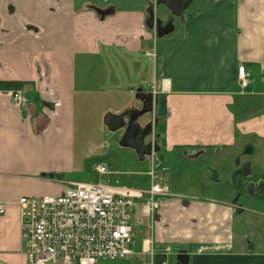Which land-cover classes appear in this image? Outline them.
Instances as JSON below:
<instances>
[{
	"label": "crops",
	"instance_id": "crops-1",
	"mask_svg": "<svg viewBox=\"0 0 264 264\" xmlns=\"http://www.w3.org/2000/svg\"><path fill=\"white\" fill-rule=\"evenodd\" d=\"M152 1L122 10L110 0H0V91L5 83L19 82L28 99L17 107L0 94V202L7 206L0 217V264H29L16 204L21 197L58 195L72 183H88L80 170L72 169L74 133L94 93L114 98L128 88L136 102L110 112L121 114L134 104L138 106L133 108L141 107L139 88L154 93L153 84L161 86L166 79L169 88L157 89L152 113L157 121L158 99L163 96L167 115L160 151L173 156L185 152L192 160L221 151L214 168H236L235 159L245 148L254 157L264 154V0L191 4L181 28L176 30L174 24V31L162 38L147 27ZM96 9L110 14L101 19ZM150 41L152 48L144 50ZM102 46H124L132 54L139 51L151 58L153 83L147 91L142 86L123 87L134 82L128 70L124 81L117 72L103 70ZM131 63L138 74L142 64L133 58ZM239 66L250 73L246 89L238 85ZM157 157L158 152L150 156L152 165L169 171L167 165L157 166ZM112 174L109 170L108 176ZM106 184L119 183L114 177ZM200 184H205L202 178ZM202 185H164L169 193L155 221L139 217L156 228L142 241L134 233L135 255L144 257L139 262H148L142 247L149 241L167 263L172 254L177 259L179 252H187L188 264H264V247L254 241L251 247L236 246L232 201H211L199 192ZM203 253L213 254L202 257Z\"/></svg>",
	"mask_w": 264,
	"mask_h": 264
},
{
	"label": "rangeland",
	"instance_id": "rangeland-1",
	"mask_svg": "<svg viewBox=\"0 0 264 264\" xmlns=\"http://www.w3.org/2000/svg\"><path fill=\"white\" fill-rule=\"evenodd\" d=\"M110 1L115 2L117 6H121L122 10H132L135 7H140V3L144 0ZM211 3V0H194L192 6L198 5L199 7H205L206 4L211 5ZM150 10L151 12L148 13L147 16V27L152 32H156V20H160L162 23H166L168 20H171V23L175 24L176 30L181 28L182 19L173 17L172 13L164 5H158L156 0L151 2ZM152 46L153 44L150 41L145 45L144 50L151 49ZM100 54L103 65L102 69L107 72H117L120 81H124V76L126 78L127 74L126 71H129L131 79L134 82L130 85L123 84V87H134L137 89L139 86H142L147 91L153 83V60L146 57L142 52L137 51L135 54H132L124 46H116L112 48L102 46L100 47ZM131 58L139 64H142V68L138 70V74L136 73V67L131 63ZM125 63L129 64L128 68L125 67ZM145 72L146 76L142 78V75ZM154 87H156V89L160 88L159 83L156 85L153 84L150 91H154ZM134 100L135 95H130L128 93V88L127 90L124 89L123 94L117 96L115 95L114 98H111L109 95L106 96L103 93L100 94V92L94 93L88 97V102L84 106V114L82 117L77 119V130L75 129L74 133L75 141L73 164L75 166L73 167L75 168L72 169L73 171L80 170V174L83 175V180L92 183H106L108 182V179L115 177L119 185H125L135 189H146L150 187L151 177L146 174L147 172H150L153 167L150 157H147L145 161H139L134 150L130 148H123L120 145V140L124 134V130L113 133L109 131L108 127L104 123V118L107 113L114 112L115 110L119 111V109H121L120 106L122 107V105L127 104L128 101L129 104H131ZM135 106L138 105L134 104L130 106L131 109L126 108L124 112L141 108H133ZM153 114H148L143 118V123L146 121L154 124V133L151 135L150 140L146 142H155V137L157 135L156 128L158 120L156 121L153 118ZM162 143H158V145L162 147ZM220 152L221 151H213L212 154L214 155L212 156L206 155V157H198L196 160H192L185 157V152L182 154L176 153L178 156H173L165 154L163 150L159 151L158 154L160 157H157V166L167 165L170 167V170L161 172L159 175L161 180L158 181L163 185L182 184L187 186L190 184H199L201 186L202 184H200V178H202L205 184L201 187L203 190H199V192L211 201L216 203H226L228 205H230L232 200L236 199L232 198V194L237 193L238 196H240V201L238 206L234 208L235 220L233 222V231L237 236L236 246L239 247L240 244L246 246L249 238L253 244L255 242L258 247L262 248L264 247V197L262 200L256 199V201L254 197L252 198L249 194L243 192L239 186L241 182L243 186H245L248 181L254 180L255 176L250 179L239 177L237 178V181H234L229 176L231 171L236 168H230L229 164H223L214 168V161H217L220 158ZM252 155V152H250L249 149L246 150L245 148L238 158L241 160V163L248 162L252 168H261V176L264 177L263 152L256 157ZM230 159H232V157ZM101 163L108 164V169L113 172L111 176L100 175L97 173L96 167ZM188 166L191 168H187ZM156 170H159V168H156ZM255 170L256 169H254V171ZM214 173L220 176L218 181L214 180ZM52 195L55 194L52 193ZM234 202L235 201H232V204ZM239 208H245L246 210L244 213H241L238 211ZM250 210L260 212L263 216H255L254 214L249 213ZM139 217V213L136 212L133 219V223L135 224L134 233L137 241H142L144 238L152 237L154 232L156 233V228L155 225L152 228V223L149 219L139 220ZM184 248H186V246L181 247V249ZM262 250L264 249L262 248ZM208 254L213 253H203L202 257H205ZM140 258H142V260L144 259L141 255H135L123 260L103 261L102 264H134L140 263ZM148 260L149 257L147 256V261ZM176 260L175 255L172 254V256L169 257L167 264H177ZM200 261V263L204 262L202 260ZM215 263L228 264V262L223 263L220 261L214 262V264Z\"/></svg>",
	"mask_w": 264,
	"mask_h": 264
},
{
	"label": "built area",
	"instance_id": "built-area-1",
	"mask_svg": "<svg viewBox=\"0 0 264 264\" xmlns=\"http://www.w3.org/2000/svg\"><path fill=\"white\" fill-rule=\"evenodd\" d=\"M145 54L155 57L154 53ZM237 79L242 89L249 87L250 73L245 66H239ZM169 85L168 80H163L160 90H168ZM157 92L154 87V95ZM0 94L17 107L28 103L21 90L5 89ZM152 166L151 186L146 190L88 182L72 183L58 195L21 197L16 204L28 263L102 264L135 255V213L154 222L162 198L169 193L158 181L166 168L156 170ZM108 167L101 163L96 171L108 175ZM6 213V204L0 202V217ZM142 252L149 257L148 262L134 264H155L156 254L149 241L143 242Z\"/></svg>",
	"mask_w": 264,
	"mask_h": 264
},
{
	"label": "water",
	"instance_id": "water-1",
	"mask_svg": "<svg viewBox=\"0 0 264 264\" xmlns=\"http://www.w3.org/2000/svg\"><path fill=\"white\" fill-rule=\"evenodd\" d=\"M193 1L194 0H157V4L164 5L175 17L183 19L184 11L192 4ZM96 11L100 15L101 19H104L110 14L109 11L105 10L96 9ZM174 28L173 23H169L165 26L158 23L155 30L157 36L162 38L171 34L174 31ZM136 98L140 100L142 108L133 112L128 122L125 120L128 112H124L121 114L107 113L104 118V123L111 132L124 130V134L120 140V145L123 148H130L134 150L139 161H144L146 157H150L161 150L157 140L162 137V134L156 135L155 142H146V138L150 134L152 135L154 133V124L150 122L147 127L142 130L141 124L136 121L139 118L154 112L157 99L153 92L146 93L142 88L137 90ZM252 194L255 193L252 192ZM189 260L190 255L182 252L178 254L176 261L177 264H188Z\"/></svg>",
	"mask_w": 264,
	"mask_h": 264
},
{
	"label": "flooded vegetation",
	"instance_id": "flooded-vegetation-1",
	"mask_svg": "<svg viewBox=\"0 0 264 264\" xmlns=\"http://www.w3.org/2000/svg\"><path fill=\"white\" fill-rule=\"evenodd\" d=\"M173 17H175V16L173 15ZM156 23L157 24L160 23L161 25L165 26V25L171 23V20H168L166 23H162L160 20H156ZM147 93H149V92H147ZM141 108H142V105H141ZM141 108L130 110L128 112L127 116L125 117L126 122L129 121L130 116L133 112L140 110ZM144 117H141L136 121L137 123L141 124L142 130H144L147 127V125L149 124V122H144V123L142 122ZM150 138H151V134L146 138V141H149ZM235 167H236V169L231 171V174L229 177L232 180L237 181V178H239V177L250 179V178L255 176V179L248 181L245 186H243L242 182L240 183L239 186L241 187L243 192L249 194L252 198L254 197L255 200L256 199L262 200L264 197V177L261 176V173H262L261 168H252L248 162L247 163H241L239 158L235 159ZM254 169H256V170L254 171ZM213 178H214V180L218 181L219 180L218 174L214 173ZM262 188H263V190H262ZM252 192H254L255 194H252ZM256 193H258V194H256ZM235 198H234L235 200H232V201H235L233 203V205H235V207H237L239 204V201H240V196H238V194H237ZM245 210H246L245 208H243V209L239 208L238 209V211H240L241 213L245 212ZM247 246H250V247L253 246V243H252V241H250L249 238H248Z\"/></svg>",
	"mask_w": 264,
	"mask_h": 264
},
{
	"label": "trees",
	"instance_id": "trees-1",
	"mask_svg": "<svg viewBox=\"0 0 264 264\" xmlns=\"http://www.w3.org/2000/svg\"><path fill=\"white\" fill-rule=\"evenodd\" d=\"M23 86L22 83L19 82H12V83H5L3 84V87L5 89H13V90H19ZM166 115H167V108H166V102L163 96H160L158 99V105L156 109V116L158 119V124L156 128V134H162L164 136V131H165V121H166ZM164 141L163 137H161L158 140V143H162ZM155 264H163L166 262V257L165 255L162 254H156L155 257Z\"/></svg>",
	"mask_w": 264,
	"mask_h": 264
}]
</instances>
